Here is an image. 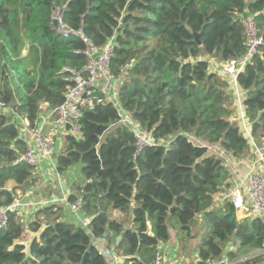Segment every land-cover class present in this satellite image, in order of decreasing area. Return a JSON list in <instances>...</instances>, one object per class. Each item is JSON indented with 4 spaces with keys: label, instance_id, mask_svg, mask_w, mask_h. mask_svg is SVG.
Returning <instances> with one entry per match:
<instances>
[{
    "label": "trees",
    "instance_id": "16d2710c",
    "mask_svg": "<svg viewBox=\"0 0 264 264\" xmlns=\"http://www.w3.org/2000/svg\"><path fill=\"white\" fill-rule=\"evenodd\" d=\"M54 6H65L63 22L91 45L114 38L108 69L118 80L117 107H82L80 136L64 135L54 156L55 171L71 188L68 201H79L87 228L67 220L62 204L39 208L28 221L8 213L0 264H82L85 254L84 264H108L90 246L104 234L121 264H149L171 232L182 244L197 220L208 234L197 245L195 264L224 255L234 264H264V219L239 220L229 195L216 204L231 175L207 147L236 160L250 155L234 117L231 77L211 70L210 62L245 56L248 18L264 42V0H0V104L31 128L42 103L49 111L63 102L71 82L62 69L79 72L86 63L82 41L56 33ZM236 83L249 132L260 143L264 45ZM119 110L155 144L137 151L133 134L119 124ZM18 129L0 110V207L39 185L20 159L27 147ZM231 243L236 250L228 252Z\"/></svg>",
    "mask_w": 264,
    "mask_h": 264
},
{
    "label": "built area",
    "instance_id": "2783aa9c",
    "mask_svg": "<svg viewBox=\"0 0 264 264\" xmlns=\"http://www.w3.org/2000/svg\"><path fill=\"white\" fill-rule=\"evenodd\" d=\"M65 6H54L52 9L51 19L54 23L55 31L62 38L77 37L85 45L83 54L86 57V63L82 70L76 72L67 68L62 69V73L70 75L71 85L66 88L63 94V102L57 108L47 111L46 104L40 105V113L34 128L29 126L26 119L21 118L9 104H0V110L12 115L13 120L17 121L19 127V137L26 144V151L21 155L20 159L32 167L35 173L41 172V166L46 164L49 170L54 171V177L57 181H61V177L55 171L54 149L56 136L63 138L66 134H72L76 137L80 136V132L76 125L77 120L81 116V108L87 107L93 109L98 104L110 103L117 107L116 99V80L108 69V63L112 56L113 40L111 38L106 44L100 48L91 45L88 37L81 30H73L67 27L63 22ZM244 28L247 35L246 54L237 61L219 65L220 69L215 68L214 71H220L223 74L231 76L232 94L235 108V121L246 136L252 150V157L248 162H237L236 159L227 155L217 146H207L208 150L220 156L224 165L229 170L234 187L229 194V198L233 203L236 216L239 220L243 219H264V177L256 171V166L264 169V139L259 143L256 142L248 128L246 117L243 112V92L238 88L236 76L244 68L246 63L250 61L256 48L264 45V42L257 37L256 29L251 18L244 22ZM210 64V68H211ZM119 124L126 127L135 137L137 151L145 146L155 144L150 134L143 130L135 123L130 116L123 111H118ZM64 134V135H62ZM260 144V145H259ZM248 164L247 170L242 171V165ZM244 164V165H245ZM245 166V168H246ZM89 182V181H88ZM31 196V197H30ZM28 193L22 198L15 200L7 207H0V229L6 225L7 214L14 213L23 220L28 221L34 212L44 206L65 205L73 222L82 227L87 228L88 219L80 214V203L78 200L74 202L68 201V196L62 194L59 198H42L33 197ZM225 199L220 197L219 204ZM236 247L233 243L229 244L226 251H235ZM163 252L160 248L159 253L155 255L149 264H164ZM264 255V250L261 252ZM121 258H114L108 264H121ZM211 264H234L230 262L226 255L219 261Z\"/></svg>",
    "mask_w": 264,
    "mask_h": 264
},
{
    "label": "crops",
    "instance_id": "0c3cea01",
    "mask_svg": "<svg viewBox=\"0 0 264 264\" xmlns=\"http://www.w3.org/2000/svg\"><path fill=\"white\" fill-rule=\"evenodd\" d=\"M217 64L219 65V63H217ZM216 68L219 69V66H217ZM217 72L222 74V72H220L219 70ZM231 88H232V86H230V89ZM60 147H59V149H60ZM54 151H55V149H54ZM250 153H251L250 156L244 157V158H242L240 160H236V161L241 162V163L248 162V160H250V158L252 157L251 147H250ZM244 164L242 165V168H241L242 171L247 170L246 165H248V164H245V165ZM245 166H246V168H245ZM256 171L260 175H262V177H264V169L261 166H259V165L256 166ZM35 174H36V177L39 179V185L30 191V194L33 197L59 198L62 194L68 195L69 192H71L70 186L64 180L57 181L55 179L54 171L49 170V168H48V166H46V164H43L41 166V172L40 173L36 172ZM230 185L231 186H230V189L228 191H226V192L220 194L218 197H216L217 201H219L220 197H222L224 195L225 196L229 195L231 193L234 185L231 182H230ZM62 206L64 207L65 218H67V220H70L71 222H73V219L70 217V214H69L68 210L66 209V206L65 205H62ZM113 215L115 216V215H117V213H114ZM29 219L30 218H28L27 220H29ZM171 242L172 241L170 240L167 244H165L161 247V250L163 252L162 255H163V259H164V264H183V262H184L183 258H185L183 256V253L181 252V250L178 251V249L176 248L177 246L173 245ZM184 260H186V259H184ZM196 261H197V257H196Z\"/></svg>",
    "mask_w": 264,
    "mask_h": 264
},
{
    "label": "rangeland",
    "instance_id": "374dc122",
    "mask_svg": "<svg viewBox=\"0 0 264 264\" xmlns=\"http://www.w3.org/2000/svg\"><path fill=\"white\" fill-rule=\"evenodd\" d=\"M23 54L25 55L26 52L23 51ZM210 64L212 65L211 66V70H213V71L215 70V68L217 66L220 65V64L218 65L217 62L214 61V60H211ZM228 76H229L228 79H230L231 76L230 75H228ZM62 135H64V134H62ZM62 140H63V138H61L58 135L56 136L54 156L58 153L59 147L62 145ZM250 155H251V153H250ZM74 172H76V170ZM216 204H219V201L216 200ZM207 234H208V229L202 226L200 220H197V222L192 225L190 234L185 237L186 240L182 244H178V242L175 240V237L173 236L174 233L171 232V238H170V240L172 241L171 243L173 245H176L177 246L176 248L178 249V251L181 250V252L183 253V256L185 257V258H183V261H184L183 264H195L196 263V257H197L196 256V248H197V245L199 244V242L204 237L207 236ZM184 259H186V260H184Z\"/></svg>",
    "mask_w": 264,
    "mask_h": 264
},
{
    "label": "water",
    "instance_id": "95a60500",
    "mask_svg": "<svg viewBox=\"0 0 264 264\" xmlns=\"http://www.w3.org/2000/svg\"><path fill=\"white\" fill-rule=\"evenodd\" d=\"M194 38H195V42H197L199 44V40H198V34L194 33ZM122 234H120L115 242H119L122 238ZM90 246L95 247V249L99 252V254H101L106 262H111L114 260V258H116V253L114 251V247L115 245H108V243L106 242V234H104L103 236H101L99 239H95L91 241ZM87 257V254L84 255L83 259H82V264L85 263V259Z\"/></svg>",
    "mask_w": 264,
    "mask_h": 264
}]
</instances>
